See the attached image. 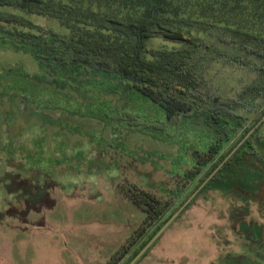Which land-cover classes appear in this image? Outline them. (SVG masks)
<instances>
[{"label": "rangeland", "instance_id": "374dc122", "mask_svg": "<svg viewBox=\"0 0 264 264\" xmlns=\"http://www.w3.org/2000/svg\"><path fill=\"white\" fill-rule=\"evenodd\" d=\"M4 11L67 33L55 19ZM193 31L206 37L198 27ZM149 47L180 45L156 38ZM41 74L31 55L0 48V264H86V258L102 264L109 258L108 264L127 249L120 262L125 264L155 228L127 198V190L167 199L179 180L172 170L181 146L207 139L200 137L202 122L191 127L183 119L181 130L156 139L84 115L88 107L159 115L117 77L75 73L59 86V73L49 69L44 81ZM208 78L225 95H234L253 74L217 63ZM255 118L250 117V125ZM258 134L264 137V124ZM192 153L190 148L188 162ZM43 190L47 193L40 200ZM237 200L214 190L202 194L137 264H264V235L262 240L258 232L255 238L250 231L238 233L231 219L235 214L264 229V210L252 204L247 213L246 204Z\"/></svg>", "mask_w": 264, "mask_h": 264}, {"label": "trees", "instance_id": "16d2710c", "mask_svg": "<svg viewBox=\"0 0 264 264\" xmlns=\"http://www.w3.org/2000/svg\"><path fill=\"white\" fill-rule=\"evenodd\" d=\"M6 8L55 19L67 33L46 30L23 16L4 11ZM197 27L206 32V37L195 35L193 29ZM156 38L180 47L152 49L149 42ZM0 48L31 55L39 64L42 81L47 79L49 69L59 73V86L63 78L75 73L117 77L131 95L151 104L159 114L95 112L88 107L85 116L116 122L156 139L171 137V130H181L183 119L190 120L191 127L202 122L200 137L207 139L197 141L194 147L181 146L172 170L179 180L167 199L143 189L127 190V198L155 228L125 264L144 249L264 117V0H0ZM217 63L247 70L253 78L234 95H225L208 78ZM251 116L256 118L250 125ZM63 128L79 132L70 126ZM260 129L186 210L202 194L214 190L244 202L247 213L252 204H258L263 212L264 141L258 138ZM190 148L193 159L188 162ZM44 193L39 192L38 199ZM231 217L238 233L250 231L248 236L254 237L258 232L263 240V227L250 226L235 214ZM128 252L123 249L108 264H120Z\"/></svg>", "mask_w": 264, "mask_h": 264}, {"label": "water", "instance_id": "95a60500", "mask_svg": "<svg viewBox=\"0 0 264 264\" xmlns=\"http://www.w3.org/2000/svg\"><path fill=\"white\" fill-rule=\"evenodd\" d=\"M264 124V117L256 124L250 133L239 143V145L229 154L224 162L216 169V171L201 185V187L189 198V200L173 215V217L162 227V229L152 238V240L144 247V249L129 263L137 264L142 257L154 246V244L161 238L166 230L176 221L182 212L192 203L203 188L211 181L215 174L225 165V163L241 148L245 141L253 135L257 129Z\"/></svg>", "mask_w": 264, "mask_h": 264}, {"label": "crops", "instance_id": "0c3cea01", "mask_svg": "<svg viewBox=\"0 0 264 264\" xmlns=\"http://www.w3.org/2000/svg\"><path fill=\"white\" fill-rule=\"evenodd\" d=\"M258 138H260V139H262V140L264 139V137L261 136L260 134H258ZM257 151L260 152V150H259L258 148H257ZM263 155H264V154H263ZM263 157H264V156H263ZM252 210H254V208H252ZM263 210H264V209H263ZM127 256H128V255H127ZM104 259H105V258H104ZM92 260H93V259H87V258H86L85 263H86V264H92ZM108 261H109V258H107L106 260H102L101 263H102V264H106Z\"/></svg>", "mask_w": 264, "mask_h": 264}]
</instances>
